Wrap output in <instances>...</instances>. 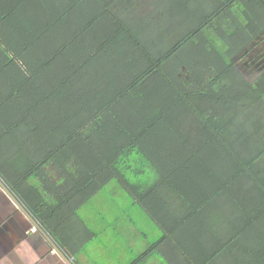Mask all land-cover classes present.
Segmentation results:
<instances>
[{
  "label": "trees",
  "instance_id": "obj_1",
  "mask_svg": "<svg viewBox=\"0 0 264 264\" xmlns=\"http://www.w3.org/2000/svg\"><path fill=\"white\" fill-rule=\"evenodd\" d=\"M263 34L264 0H0V178L69 257L117 180L167 264H264Z\"/></svg>",
  "mask_w": 264,
  "mask_h": 264
},
{
  "label": "rangeland",
  "instance_id": "obj_2",
  "mask_svg": "<svg viewBox=\"0 0 264 264\" xmlns=\"http://www.w3.org/2000/svg\"><path fill=\"white\" fill-rule=\"evenodd\" d=\"M235 62L248 77L263 70L264 34ZM78 214L90 228L88 241L79 254L86 263L167 264L159 249H153L162 237L160 227L117 180L96 193ZM147 251L151 255L145 261L140 259Z\"/></svg>",
  "mask_w": 264,
  "mask_h": 264
},
{
  "label": "crops",
  "instance_id": "obj_3",
  "mask_svg": "<svg viewBox=\"0 0 264 264\" xmlns=\"http://www.w3.org/2000/svg\"><path fill=\"white\" fill-rule=\"evenodd\" d=\"M80 253L70 257L73 263L88 264ZM0 264H68L1 186Z\"/></svg>",
  "mask_w": 264,
  "mask_h": 264
},
{
  "label": "water",
  "instance_id": "obj_4",
  "mask_svg": "<svg viewBox=\"0 0 264 264\" xmlns=\"http://www.w3.org/2000/svg\"><path fill=\"white\" fill-rule=\"evenodd\" d=\"M0 186L1 188L10 196V198L14 201V203L20 208L22 212L32 221L35 227L44 235L47 241L51 244V246L57 251V253L68 263L74 264L68 255L58 246V244L54 241V239L49 235L48 232L44 230V228L38 223V221L31 215V213L24 207V205L18 200V198L12 193V191L6 186V184L0 178Z\"/></svg>",
  "mask_w": 264,
  "mask_h": 264
}]
</instances>
